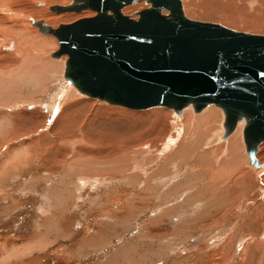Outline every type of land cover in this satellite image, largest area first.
Here are the masks:
<instances>
[{
    "label": "rangeland",
    "instance_id": "rangeland-1",
    "mask_svg": "<svg viewBox=\"0 0 264 264\" xmlns=\"http://www.w3.org/2000/svg\"><path fill=\"white\" fill-rule=\"evenodd\" d=\"M17 1L4 6L25 15L41 36L56 39L58 45L45 51L52 62L67 55L51 56L60 44L32 24L46 22L38 9L71 15L47 20L55 28L97 15L50 10L73 0H37L41 6ZM181 1L190 19L264 35V0ZM150 6L137 0L122 12L138 19ZM3 21L13 19L4 12ZM5 32L0 28V64L16 54L2 44ZM58 70L46 76L39 71L42 80L28 76L11 90L13 83L3 78L6 92L0 86V264H264V168L250 164L243 133L235 151L221 154L214 148L233 134L220 142L224 129L209 138L207 130L204 136L186 131L192 105L181 115L168 107L112 105L81 94ZM213 107L223 115L214 122L220 127L224 112ZM8 115L18 128L8 126ZM188 134H194L190 141Z\"/></svg>",
    "mask_w": 264,
    "mask_h": 264
},
{
    "label": "water",
    "instance_id": "water-1",
    "mask_svg": "<svg viewBox=\"0 0 264 264\" xmlns=\"http://www.w3.org/2000/svg\"><path fill=\"white\" fill-rule=\"evenodd\" d=\"M136 0H73L55 12L85 9L97 15L57 28L34 20L68 55L64 77L92 98L142 109L168 106L196 112L214 103L225 113L227 138L245 119L243 138L250 164L264 141V35L190 19L181 0H147L134 19L122 12ZM167 9L168 14L162 11ZM264 167V163L262 164Z\"/></svg>",
    "mask_w": 264,
    "mask_h": 264
},
{
    "label": "bare ground",
    "instance_id": "bare-ground-1",
    "mask_svg": "<svg viewBox=\"0 0 264 264\" xmlns=\"http://www.w3.org/2000/svg\"><path fill=\"white\" fill-rule=\"evenodd\" d=\"M46 2H54V0H45ZM66 1V0H65ZM137 1V0H136ZM135 1V2H136ZM248 1V0H247ZM251 1V0H250ZM61 2V1H60ZM134 2V3H135ZM182 2V1H181ZM256 1L255 0H252V3H255ZM18 4L19 3V1H17V0H0V13H4V12H6V14H8L10 17H12V19H13V22H7V21H3L2 22V24L0 25V28H3L5 31H8V33L9 34H6V32L4 33V35L2 36L3 37V39H2V44H4L5 45V49L7 50V51H10V52H14V53H16V54H7V58L9 59L6 63H3V64H0V86H1V88H2V90H4L5 92H6V90H7V86H6V81L5 80H3V78H7L8 79V81L10 82V83H13V84H11L10 85V90H11V88H13V87H18L19 86V84H21V83H19L20 81L21 82H26L27 81V79H28V76H30L31 78H33V76L35 77V75L37 74V76H38V74H39V71H42L43 72V74L46 76V74L47 73H49V72H54V71H57L58 69H62L63 70V72H64V66L66 65V63H65V61L64 60H66V57L68 56L67 54H63V55H67V56H64L62 59L63 60H60L59 62H52L51 60H48L47 59V56H46V54H45V51L46 50H48L51 46H57L58 45V43H57V41H56V39L55 38H52V39H50V38H47V37H44V36H41L40 34H38L37 33V31L36 30H34V29H31L30 28V25L26 22V19H22V17H26L25 15H22L19 11H16L15 9H14V11L15 12H13V10H10L9 8L11 7V6H13L14 4ZM34 3L37 5V6H41V5H43L42 4V2H39V1H37V0H35L34 1ZM7 4H9V5H11V6H4V5H7ZM189 4V3H188ZM195 5V4H194ZM128 6V5H127ZM182 6H183V4H182ZM256 6V5H255ZM19 7V6H18ZM126 7V6H125ZM252 7V6H251ZM124 8V7H123ZM192 9V8H191ZM256 9V8H255ZM50 10H51V6H50ZM92 10V9H91ZM165 10H167V9H164L163 11H165ZM183 10H184V8H183ZM38 11H42V13L43 14H45V21L47 22V20H48V23L49 22H52V20H53V18L55 17V18H68L69 16H71L69 13H66V14H60V15H58V16H53V15H51V14H46V12H45V10L43 9V8H40V9H38ZM95 11V10H94ZM163 11H162V13H163ZM82 12V11H81ZM97 12V11H96ZM185 13V12H184ZM164 14V13H163ZM186 15V14H185ZM38 16H40V15H38ZM29 17V16H28ZM27 17V18H28ZM131 17V16H130ZM252 17V16H251ZM133 18V17H132ZM135 19V18H134ZM34 21V20H33ZM38 21V20H37ZM198 21V20H197ZM45 22V23H46ZM32 24H33V22H32ZM47 24V23H46ZM34 26H37V27H39L38 25H36V24H33ZM242 25H244L243 23H242ZM245 26V25H244ZM53 27V26H52ZM39 30H40V28H39ZM2 31V30H1ZM41 31V30H40ZM10 32L11 33H14V36L12 35V34H10ZM42 32V31H41ZM44 33V32H43ZM2 34V33H1ZM45 34H47V33H45ZM50 34V33H49ZM11 36V37H9V36ZM16 35V36H15ZM54 35V34H53ZM21 46V47H20ZM22 48V49H21ZM5 50V51H6ZM48 53V52H47ZM36 54V55H35ZM50 55V54H49ZM5 56V55H4ZM51 56H52V54H51ZM50 56V57H51ZM21 57H23L22 59H21ZM53 57V56H52ZM61 57V56H60ZM56 58H59V57H56ZM56 61V60H55ZM58 61V60H57ZM38 62V63H37ZM6 64V65H5ZM41 72V73H42ZM58 72H59V70H58ZM40 75V74H39ZM39 77V76H38ZM36 78V77H35ZM34 78V79H35ZM40 78V77H39ZM43 78V77H42ZM11 79V80H10ZM30 79V78H29ZM33 79V81H36V80H34ZM41 79V78H40ZM40 79H37V80H40ZM66 79V78H65ZM42 80V79H41ZM43 80H44V78H43ZM67 80V79H66ZM30 81V80H29ZM65 82V81H64ZM69 82V81H68ZM19 83V84H18ZM30 83V82H29ZM29 83H26V84H28L29 86H30V84ZM34 83V82H33ZM70 83V82H69ZM70 84H72V83H70ZM73 85V84H72ZM29 86H28V88H29ZM42 86H44V84L42 85ZM47 87V86H46ZM44 87H42V89H43ZM74 88V87H73ZM72 89V88H71ZM76 89H77V87H76ZM10 90H8V91H10ZM74 92H76L75 91V89H72ZM71 90V91H72ZM78 90V89H77ZM38 91V90H37ZM43 91V90H42ZM79 91V90H78ZM41 92V91H40ZM80 92V91H79ZM3 93V92H2ZM81 93V92H80ZM81 94H83V93H81ZM71 95V94H70ZM73 95V94H72ZM83 95H85V94H83ZM88 96V95H87ZM1 99V98H0ZM95 99H97V98H95ZM65 100V99H64ZM70 100V99H69ZM98 100H101V99H98ZM36 101V100H35ZM85 101H88V100H83V103L85 102ZM103 101H106V100H103ZM17 102V101H16ZM63 102V101H62ZM106 102H108V101H106ZM109 103V102H108ZM109 104H112V103H109ZM213 104L214 103H210V104H208V105H206L204 108H202L201 109V111H199V112H196L195 110H194V112H193V108H194V106H193V104H189V105H186V106H184L183 108H182V111L180 112V113H178L174 108H171V107H168V106H164V105H162V106H151V107H147V108H142V109H134V108H130V109H134V110H145V109H149V108H152V107H168V108H171V109H173L177 114H179V115H181L183 112H184V109L186 108V107H188V106H190V105H192L191 106V108L192 109H190V111H188V112H185L186 114V118H187V122L188 123H186V128H189L188 130H186V131H188V132H190V133H193L194 131H196V130H198L199 131V133H201V135H202V132H204L205 130H207L206 131V134H205V136L207 137V138H209L211 135H213L214 133H220V131L221 132H223V126H224V123L219 127V126H215L214 125V122L215 121H217L216 123L217 124H219L221 121H219L220 120V118L222 119V117H223V115H222V117H221V111L219 110V109H217L216 107L214 108L213 107ZM19 105V104H18ZM62 105H63V103H62ZM112 105H117V104H112ZM214 105H216V104H214ZM70 106V105H69ZM118 106H121V105H118ZM209 106V109L208 110H206V112L205 111H203L206 107H208ZM216 106H218V105H216ZM73 107V106H72ZM123 107H126V106H123ZM218 107H220V106H218ZM127 108H129V107H127ZM222 110H223V108L222 107H220ZM66 109V108H65ZM64 110V109H63ZM62 110V111H63ZM71 110V109H70ZM188 110V109H187ZM204 112V113H201V114H197L196 115V113H200V112ZM29 115H31V116H35L36 115V112H29V111H26ZM25 112V113H26ZM223 112H224V110H223ZM2 113V112H1ZM0 113V114H1ZM98 114V113H97ZM148 114V113H147ZM18 115V114H17ZM62 115H63V112H61V114H59L58 116L61 118L62 117ZM146 115V114H145ZM9 116V115H8ZM28 116V115H27ZM57 116V117H58ZM33 117L31 118L32 119V123H36L34 120H33ZM9 118H10V120L8 119L6 122H9V124H8V126H10V125H12V127L13 128H18V127H16L17 126V119L13 116V115H11V116H9ZM36 118V117H35ZM91 118H92V116H91ZM90 118V119H91ZM99 119V118H98ZM23 120V119H22ZM40 120V119H39ZM96 120V119H95ZM224 120H225V113H224ZM59 122V121H58ZM7 124V123H6ZM5 125V124H4ZM4 125H2V126H4ZM244 125H245V119H243V120H241V121H238L237 122V124H236V128L234 129V131L227 137V138H230V136H231V138H230V140L228 141V142H222L223 141V139L225 140V139H227V138H223L222 139V135H220L219 137H218V141H220V142H222V143H220L221 145L218 147V148H214V149H216V150H221V154L225 151V150H227V148H229V149H233L234 150V146H235V149H236V147L238 146L237 144H240V139H241V135H242V133H243V127H244ZM2 126H0V128H2ZM7 126V127H8ZM184 126V125H183ZM6 127V128H7ZM11 127V128H12ZM21 127V126H20ZM38 127H40V126H38ZM154 129H152V131H155L156 129H157V124H154ZM185 127V126H184ZM5 128V127H4ZM21 128H23V127H21ZM33 128V127H32ZM31 128V129H32ZM216 128V129H215ZM43 129V128H42ZM25 130V129H24ZM224 131H225V129H224ZM6 132V131H5ZM4 132V133H5ZM17 132V131H16ZM7 134H6V136H10V135H12L13 134V130H8L7 132H6ZM235 133V134H234ZM16 134V133H15ZM204 134V133H203ZM43 135V134H42ZM192 135V136H191ZM189 136V137H188ZM193 137L194 136V134H188V135H185L184 136V139H188V141H190L192 138L191 137ZM199 136H200V134H199ZM202 136H204V135H202ZM201 137V136H200ZM11 138V137H10ZM85 138V137H84ZM213 138V137H212ZM170 139V138H169ZM204 139V138H203ZM216 139V138H215ZM194 140V139H193ZM205 140H207V139H205ZM217 141V140H216ZM147 142V141H146ZM186 142V141H185ZM209 141H207V143H208ZM245 142V141H244ZM145 143V142H144ZM168 143V142H167ZM187 143V142H186ZM190 143V142H189ZM223 143H225L224 145H223ZM261 145H259V149L258 150H260L261 152H259L258 153V151H257V153H256V157L258 158V161L260 162V164H261V166L260 167H263L262 166V163H263V161H264V141H263V143L261 142L260 143ZM170 145V144H169ZM242 145H244L243 144V142H242ZM125 146V145H124ZM170 146H172V145H170ZM100 147V146H99ZM167 147H169V146H167ZM166 147V148H167ZM125 149L127 148V147H124ZM165 148V147H164ZM166 148H165V150H166ZM124 149V152L125 151H128L129 150V148H128V150H125ZM131 149V148H130ZM232 149H231V151H232ZM185 150V149H184ZM235 151V150H234ZM130 153V152H129ZM234 153V152H233ZM127 154H128V152H127ZM225 154V153H224ZM236 154V153H235ZM124 155H126L125 153H124ZM130 155V154H129ZM218 156H220V155H218ZM118 157V156H117ZM120 157V156H119ZM116 158V157H115ZM122 158V157H121ZM121 158H120V160H121ZM127 159V158H126ZM129 159V158H128ZM229 160V159H228ZM114 161H115V159H114ZM122 161V160H121ZM120 161V162H121ZM183 161V160H182ZM126 162V161H125ZM225 164V163H224ZM233 164V163H232ZM78 165V164H77ZM118 165V164H117ZM253 165V164H252ZM224 166V165H223ZM253 166H255V165H253ZM230 167V165H227V168H229ZM255 167H257V166H255ZM223 167L221 166L220 167V169H222ZM226 168V169H227ZM257 168H259V167H257ZM264 168V167H263ZM124 169V168H123ZM225 169V168H224ZM223 169V170H224ZM238 169V168H237ZM229 170V172L231 171L230 169H228ZM228 170H226V172L228 171ZM215 171V170H214ZM225 171V170H224ZM223 171V172H224ZM237 171V170H236ZM216 172V171H215ZM217 173V172H216ZM233 173H235V172H233ZM227 174V173H226ZM231 174V173H230ZM218 175V174H217ZM223 175V174H222ZM233 175V174H232ZM239 175H241V174H239ZM228 175H226V177H227ZM237 176V175H236ZM238 177V176H237ZM228 178L229 177H227V179L226 180H228ZM223 179V178H222ZM239 180H240V177L238 178ZM237 179V180H238ZM172 182V181H171ZM231 183V182H230ZM234 183H236V181L234 182ZM233 183V184H234ZM102 184V183H101ZM229 184V183H228ZM227 184V185H228ZM233 184H231V185H233ZM237 184H238V181H237ZM234 185H236V184H234ZM239 185H240V182H239ZM220 186V185H219ZM228 187H230V186H228ZM234 189H235V186H234ZM238 190V189H237ZM236 189H235V191H237ZM241 191H242V189H241ZM237 193V192H236ZM232 194H235V193H232ZM231 195V194H230ZM232 196V195H231ZM236 196V195H235ZM220 199V198H219ZM264 227V226H263ZM30 248H32V247H30ZM32 250V249H31Z\"/></svg>",
    "mask_w": 264,
    "mask_h": 264
}]
</instances>
